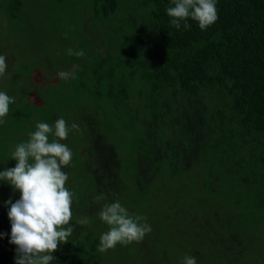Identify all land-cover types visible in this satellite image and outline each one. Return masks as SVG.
<instances>
[{
    "label": "trees",
    "instance_id": "16d2710c",
    "mask_svg": "<svg viewBox=\"0 0 264 264\" xmlns=\"http://www.w3.org/2000/svg\"><path fill=\"white\" fill-rule=\"evenodd\" d=\"M169 6L86 0L84 25L57 42L55 60L75 64L79 83L43 89L49 107L39 119L63 118L79 131L61 141L73 152L63 171L75 194L74 232L51 264H112L106 253L116 250L142 260L146 249L157 264L178 251L197 264H264V0H217L218 19L206 30L193 20L188 30L172 27ZM20 11L5 4L0 17L15 22ZM69 48L85 56H69ZM38 72L10 74L9 84L20 85L6 94L40 95ZM37 105L31 108L41 115ZM11 154L0 151V171ZM100 193L106 199L94 202ZM9 198L14 203L20 192L0 180V264H15ZM117 200L152 231L100 252L108 226L98 212Z\"/></svg>",
    "mask_w": 264,
    "mask_h": 264
},
{
    "label": "clouds",
    "instance_id": "9594fccd",
    "mask_svg": "<svg viewBox=\"0 0 264 264\" xmlns=\"http://www.w3.org/2000/svg\"><path fill=\"white\" fill-rule=\"evenodd\" d=\"M216 3L217 0H170L171 6L166 13L171 18V26L176 29H190L188 21L193 20L201 30H206L218 19ZM67 55L84 57L85 52L69 48ZM6 69V56L0 55V76ZM57 75L62 80L73 76L65 71ZM12 103L14 97L0 91V125L6 123L4 118ZM71 130L79 131V126L76 123L69 126L63 118L57 119L53 125L37 122L35 131L28 133L27 141L15 146L11 154L16 160L15 166L0 171V180L20 192V198L14 203L11 198L5 201L10 205L7 213L11 222L9 243L17 246L15 264H51L55 260L52 253L74 232L70 221L75 194L66 187L69 176L63 171L71 164L73 152L61 143ZM93 199L99 202L106 197L100 193ZM98 216L108 226L99 237L100 252L117 244L126 246L134 241L140 242L152 231L145 216L129 213L118 200L104 203ZM181 264H197V260L186 254Z\"/></svg>",
    "mask_w": 264,
    "mask_h": 264
},
{
    "label": "rangeland",
    "instance_id": "374dc122",
    "mask_svg": "<svg viewBox=\"0 0 264 264\" xmlns=\"http://www.w3.org/2000/svg\"><path fill=\"white\" fill-rule=\"evenodd\" d=\"M30 2L31 5L25 8L24 0H0V6L5 7V4L12 3L15 8L21 7L20 17L16 21L7 20V18L0 17V55L6 56L7 69L3 76H0V91H4L9 87H17L20 85V81H17L12 86L8 82L10 74L19 70L22 74H29L33 76L38 70L39 78L35 83L41 88L40 95L36 92L27 94L30 99L20 100L19 96L14 95L15 107H10L8 115L5 117L6 123L0 125V151L13 152L15 150L14 144L26 142L29 132L35 131L37 122L41 121L46 115L48 109V103L43 99L45 92L43 89H51L55 86H64L68 90L75 89L78 81L74 82V76L71 78L62 80L59 79L58 73L61 71L70 72L72 74L77 73L75 71V64L69 65L67 68L62 60L56 61L55 56H59V44L57 42L63 41L65 35L72 34L75 30L84 25L83 7L86 0H25ZM37 3V4H36ZM58 3L60 8L49 7L51 18L47 19L48 12L42 7V4ZM22 4V5H21ZM33 7V8H32ZM38 8L40 17L39 19L35 12V8ZM57 31L58 35L53 32ZM34 49V50H32ZM102 50V49H101ZM53 53V54H52ZM74 68V69H73ZM28 72V73H26ZM22 81V80H21ZM32 82V78L28 80ZM10 85V86H9ZM41 98V99H40ZM21 99V98H20ZM39 103V105H37ZM31 105L42 106L41 115L37 114L31 108ZM16 164V160L11 158V161L6 165L7 168H12ZM69 190L70 186L68 184ZM74 198L72 203V209L74 210L76 204H74ZM140 257L135 256L133 251L124 250L112 251L107 254V261H111L112 264H157L155 258L149 253L150 250L146 249ZM134 258L132 259V257ZM181 253L178 251L174 255V260H169L167 264H181L183 257H180ZM132 259V260H131ZM158 264H165L158 262Z\"/></svg>",
    "mask_w": 264,
    "mask_h": 264
}]
</instances>
